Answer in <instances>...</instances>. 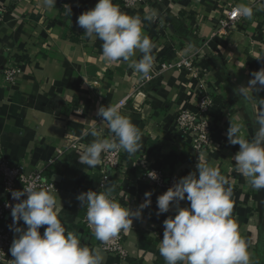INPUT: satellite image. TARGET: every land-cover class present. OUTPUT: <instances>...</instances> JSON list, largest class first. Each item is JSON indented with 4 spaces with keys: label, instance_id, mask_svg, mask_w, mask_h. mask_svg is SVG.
<instances>
[{
    "label": "crops",
    "instance_id": "1",
    "mask_svg": "<svg viewBox=\"0 0 264 264\" xmlns=\"http://www.w3.org/2000/svg\"><path fill=\"white\" fill-rule=\"evenodd\" d=\"M98 0H56V8L40 7V0H0V137L6 157L25 167H43L58 148L72 139H81L83 148L59 158L45 170L58 190V217L68 231L78 233L81 243L99 249V242L84 227L85 207L77 196L97 191L100 165L89 168L79 163L78 153L93 139L113 136L100 106L115 105L133 93L138 74L127 62L108 64L102 59V41L89 39L77 24L83 12ZM120 10L138 16L143 32L155 44L153 70L162 62H176L194 56L202 71L205 90L214 98L210 112L212 147L197 154L189 135L176 128V116L182 109L193 110L200 83L188 71L169 69L156 77L144 90L142 111L130 101L121 110L142 134V147L134 155L122 150L120 169L109 190L119 195L126 208L135 211L152 192L151 205L133 217L127 230L128 255L101 253L103 264H165L159 253L163 221L174 218L175 210L157 216V197L165 189L142 180L150 168L180 170L189 175L197 163L219 169L228 180L233 204L231 218L247 245L250 264H264V189H253L234 171L233 157L239 145L228 142L230 122L241 126V135L251 140L258 125L254 117L264 111V90L246 89L247 100L234 89L247 86L251 73L264 68V1L256 0H151L147 5L126 10L121 0H113ZM253 8L251 20L241 18L228 35H214L217 19L230 5ZM71 9V12L69 11ZM153 19H145L153 16ZM140 53L134 57L139 59ZM19 61L21 75L9 85L3 70L8 60ZM92 130L96 137L86 135ZM102 159V156H101ZM1 192V187H0ZM181 207L190 202L181 201ZM46 226L40 228L43 235Z\"/></svg>",
    "mask_w": 264,
    "mask_h": 264
},
{
    "label": "clouds",
    "instance_id": "2",
    "mask_svg": "<svg viewBox=\"0 0 264 264\" xmlns=\"http://www.w3.org/2000/svg\"><path fill=\"white\" fill-rule=\"evenodd\" d=\"M56 0H40V7L51 10ZM71 12V9L69 8ZM234 15L251 20L253 8L240 4ZM153 16H146L151 20ZM77 24L85 30L89 39L102 43V59L108 64L127 62L138 74L137 83L151 78L154 65L153 41L144 34L143 22L138 16L122 12L113 0H98L95 7L83 12ZM137 53L141 57H134ZM247 86L240 85L234 92L248 99L246 89L252 92L264 90V68L251 73ZM122 103L100 106L97 115L115 139H93L81 153L79 163L95 168L102 163V153L123 150L134 155L142 147V134L132 121L121 113ZM258 125L251 140L242 136L241 126L230 122L228 142L239 145L233 157L234 171L241 174L255 190L264 189V111L254 117ZM86 135L97 136L95 130ZM198 175L192 172L180 178L174 185L157 197V216L175 210L174 218L163 221V239L159 253L165 264H250L247 245L238 234L236 223L231 218V188L219 169L207 163L197 164ZM152 179L157 174L151 172ZM26 199L21 200L23 196ZM13 218L10 230L14 239L10 246L12 264H103L99 249H90L81 243L78 233L68 231L58 217L56 197L48 189L32 181L23 190L11 192ZM145 200L135 211L122 207L111 199L108 192L89 190L77 196L86 207L87 222L94 229L97 240L107 244L121 231L132 228L133 217H141L142 210L151 205L152 192H145ZM190 202L181 207V201ZM23 221L26 229L18 226ZM46 226L43 235L40 228Z\"/></svg>",
    "mask_w": 264,
    "mask_h": 264
},
{
    "label": "built area",
    "instance_id": "3",
    "mask_svg": "<svg viewBox=\"0 0 264 264\" xmlns=\"http://www.w3.org/2000/svg\"><path fill=\"white\" fill-rule=\"evenodd\" d=\"M150 1L151 0H121V3L124 9L132 10L141 5H147ZM256 1L261 2L264 0ZM255 6L256 3L252 4L250 7L254 8ZM236 7V5H230L224 15L217 19L214 35H228L234 29L235 25L241 19V17L234 15V9ZM3 10H6L5 6L0 8V11ZM194 56L196 55L183 57L176 62L160 63L157 69L152 70L150 79L137 83L133 93L126 96L118 103H122L121 110H123L127 107L128 103L132 101L135 103L137 110L141 112L142 102L145 99L146 92L144 90L156 77L163 75L167 70L173 68L188 71L199 81L201 89L196 98L197 104L195 109H182L177 113L176 128L178 133L182 136L189 135L191 137L193 150L201 155L204 151L212 147L210 112L214 105V98L210 92L205 90L202 71L200 67L196 65ZM21 72L19 61L10 59L7 61L3 70L4 80L7 84L13 85L18 81ZM109 139H115V137L110 136ZM82 148L83 141L81 139H72L67 145L58 148L55 155L43 167L28 168L22 164L13 163L6 157L0 137V264H12V259H14L9 251L14 239V232L10 230L9 226L12 225L13 222L11 206H14L19 201L12 198L11 192L14 190H23L24 186L26 187L32 181H36L39 187L48 189L52 193L56 192L58 190L57 185L50 181L45 170L54 165L59 158H63L72 151L81 150ZM121 155L122 150L102 153V163L100 164L101 175L97 192H108L111 199H114L122 207L126 208L119 195L109 190L111 181L116 177L120 169ZM197 164L196 162V165ZM151 172L157 174V179H152L149 176ZM183 175L184 174L180 170L172 171L166 168H150L146 170L141 179L167 191L168 188L172 187ZM26 198L27 196L25 195L20 199L23 200ZM86 213L87 209L85 207L82 223L89 233L95 236L94 229L90 227L87 222ZM18 226L26 229V225H24L23 221H20ZM126 233L127 231H121L117 237L107 242V244L98 240L100 250L103 253L117 255L121 259H125L128 255V251L125 247ZM160 239H163V233Z\"/></svg>",
    "mask_w": 264,
    "mask_h": 264
},
{
    "label": "trees",
    "instance_id": "4",
    "mask_svg": "<svg viewBox=\"0 0 264 264\" xmlns=\"http://www.w3.org/2000/svg\"><path fill=\"white\" fill-rule=\"evenodd\" d=\"M110 186V185H109Z\"/></svg>",
    "mask_w": 264,
    "mask_h": 264
}]
</instances>
